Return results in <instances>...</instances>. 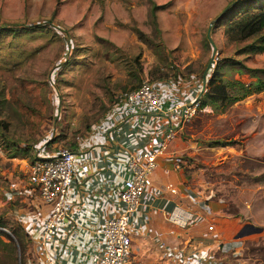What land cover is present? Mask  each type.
I'll return each instance as SVG.
<instances>
[{
    "label": "rangeland",
    "instance_id": "obj_1",
    "mask_svg": "<svg viewBox=\"0 0 264 264\" xmlns=\"http://www.w3.org/2000/svg\"><path fill=\"white\" fill-rule=\"evenodd\" d=\"M233 1L0 0V264L31 260L19 220L25 204L12 190L36 149L85 140L117 96L143 80L194 82L203 74L205 104L176 140L182 169L160 181L187 190L194 203L180 206L204 220L181 228L153 213L150 232L171 253L204 251V264H264V90L224 107L233 90L207 85L218 63L224 83L264 78L247 70L264 68V52L235 54L224 34L231 19L216 21ZM246 223L261 230L237 237ZM158 252L149 238L136 240L128 264H171Z\"/></svg>",
    "mask_w": 264,
    "mask_h": 264
},
{
    "label": "built area",
    "instance_id": "obj_2",
    "mask_svg": "<svg viewBox=\"0 0 264 264\" xmlns=\"http://www.w3.org/2000/svg\"><path fill=\"white\" fill-rule=\"evenodd\" d=\"M205 85V78L194 82L178 76L143 80L120 93L111 112L97 125L110 121L120 129L126 127L124 136L117 133L98 139L87 148L36 149L25 178L14 182L12 190L21 194L25 204L19 220L32 250L28 264H69L65 256L74 244L80 249L75 264H128L132 240L138 229L145 233L152 211L181 228L204 220L175 200H166L161 209H155L153 195L160 199L164 193L194 202L187 190L180 192L170 183L153 188L151 175L162 157L170 161L171 170L182 169L184 163L175 155L176 140L199 110ZM47 141L45 138L42 143ZM116 142L119 151H110ZM111 164L122 166L120 181L115 184L104 175ZM107 202V212L97 222L98 212L93 208H103ZM155 244L171 264H204L200 260H208L202 250L184 255L180 250L171 253L159 239Z\"/></svg>",
    "mask_w": 264,
    "mask_h": 264
},
{
    "label": "trees",
    "instance_id": "obj_3",
    "mask_svg": "<svg viewBox=\"0 0 264 264\" xmlns=\"http://www.w3.org/2000/svg\"><path fill=\"white\" fill-rule=\"evenodd\" d=\"M253 4L247 0H234L229 7L224 9L218 16L216 21L222 19H231L224 32L226 39L231 43L238 45L235 48V54L239 55H259L264 52V0H252ZM240 11V12H239ZM237 13V14H236ZM234 15H239L233 19ZM210 34V32H209ZM233 63L239 64V62L233 60ZM221 67V64H217L214 68V72L211 74L207 81V85L213 86L214 89L221 88L223 94H226L225 88L229 86L233 92L226 95L223 106L237 101L249 94L257 93L264 90V78H259L256 75H252L253 81L248 84H244L240 81H228L221 82L216 78L217 70ZM249 71L264 75V68H252ZM204 75V74H203ZM203 75L199 78L203 79ZM206 78V76H204ZM250 77V76H249ZM206 81V80H205ZM206 99L210 103H214V99L211 98L209 91L204 93ZM207 100V101H208ZM116 101V99H115ZM205 102H201V106ZM52 139H49L51 141ZM76 144V143H75ZM75 144H72L73 147ZM70 147V146H68ZM28 147L22 148L21 151H28ZM31 159L30 161H32ZM194 210H198L197 208Z\"/></svg>",
    "mask_w": 264,
    "mask_h": 264
},
{
    "label": "crops",
    "instance_id": "obj_4",
    "mask_svg": "<svg viewBox=\"0 0 264 264\" xmlns=\"http://www.w3.org/2000/svg\"><path fill=\"white\" fill-rule=\"evenodd\" d=\"M123 128L124 129H122V128L120 129L113 122H110V121L109 122H106V124H102L100 127L97 126V129L91 130L89 132V134L87 135V137H86L85 140H81V141L78 140V142L73 146V148L74 147L75 148L76 147H85V148H87L88 145H89V143H93L94 141H96L98 139L99 140H103V138H106L108 136L115 137L117 133H119L120 137H122V135L124 136V130L125 131H128V128H126V127H123ZM117 140H119V138ZM118 147H119V143L118 142H116L114 144H111L110 145V151L117 152V151H119V150H116V149H118ZM109 167H110V170L104 172V175L105 174L107 175V178H106L107 181L112 182V184H115L116 182H119L120 181L119 180L120 179V176L119 175L121 174V170L120 169L122 168V166L120 165L118 167L115 164H111V165H109ZM170 168H171L170 161L166 157H164V158L162 157L161 160H160V166L158 168H156V170L160 169V172L161 173H156L155 172L156 170H155L152 173V175H151V183H152V187L153 188L156 189V188L161 187L162 184H161V181L160 180H162L165 183L166 182H170L168 180V175L171 172H174L175 173V171L171 170ZM96 177L98 179H100V176L99 175H97ZM158 180L160 181L159 183H158ZM170 184L172 186L176 187V189L179 190L180 192L182 190H184V188L183 189H180L178 187V185H175L172 182ZM96 196L98 197V201L101 200V196L99 194H97ZM166 200H175L176 202H178V204H180L182 202V200L179 199L178 196L171 195L169 193L162 194V198H160V199H157V196H154V195L152 197V201H154V204L153 205H156L155 206L156 207L155 209H158V208L161 209L164 206ZM107 205H108V202L105 204V207H103V208H100V207H97V206L93 208V211H97L98 212V216H96L94 220H96L98 222L102 218V216L105 215V213L107 212V211H105L107 209ZM91 210L88 211V214L91 213ZM151 213H152L151 216H153V211ZM155 214H157V213H155ZM156 217L158 218L157 215L154 218H156ZM150 222H149V224L147 226V229H146L145 233H141V228L138 229V231L136 232L137 235H135V237L133 238L132 243L135 242L136 240H142L143 242H146V239H148V238L154 244L156 243V239H159L162 243H164V241L160 237V233L159 232L158 233H152V235H151V232L150 231L152 229H150V227H149L150 226ZM157 222H158V220L152 221V223L155 224V225H157ZM156 237H158V238H156ZM85 242L88 243V240L85 239ZM70 243H72V241ZM132 243H131V246H132ZM156 248L162 254V256L165 257V259L166 258L168 259L167 255L164 256V254H163L164 251L162 249H159L158 247H156ZM171 249L174 250L176 248H171ZM79 250L80 249L77 248L75 246V244L70 246L69 253L65 256L66 261L69 264H75L77 262L78 256L80 255V251ZM176 251H177V249H176ZM182 253H185V252L182 251Z\"/></svg>",
    "mask_w": 264,
    "mask_h": 264
},
{
    "label": "water",
    "instance_id": "obj_5",
    "mask_svg": "<svg viewBox=\"0 0 264 264\" xmlns=\"http://www.w3.org/2000/svg\"><path fill=\"white\" fill-rule=\"evenodd\" d=\"M213 21H211L209 23L208 28H207V32H206V39L208 40V42L210 44H212V40H211L209 32H210V27H211ZM203 78H204V75H203ZM260 230H261V228L255 227V226H253L250 223H246L240 228V230H239V232H238V234L236 236L239 237V236L246 235V234H249V233L259 232Z\"/></svg>",
    "mask_w": 264,
    "mask_h": 264
}]
</instances>
